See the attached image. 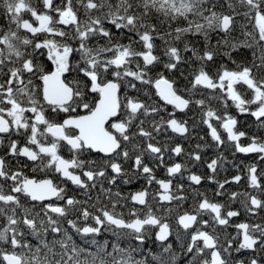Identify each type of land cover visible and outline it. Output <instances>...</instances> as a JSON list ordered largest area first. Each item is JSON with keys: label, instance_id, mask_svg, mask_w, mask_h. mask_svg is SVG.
<instances>
[{"label": "snow or ice", "instance_id": "6c2138e0", "mask_svg": "<svg viewBox=\"0 0 264 264\" xmlns=\"http://www.w3.org/2000/svg\"><path fill=\"white\" fill-rule=\"evenodd\" d=\"M0 8V264H264V0Z\"/></svg>", "mask_w": 264, "mask_h": 264}, {"label": "trees", "instance_id": "16d2710c", "mask_svg": "<svg viewBox=\"0 0 264 264\" xmlns=\"http://www.w3.org/2000/svg\"><path fill=\"white\" fill-rule=\"evenodd\" d=\"M0 19H3V8H0ZM6 22V21H5ZM245 56L248 59H251L250 53L246 52ZM238 62H241V60L243 59V57H236ZM223 62V61H221ZM230 67H234L233 65L229 64ZM174 78H178L179 79V85L181 87H183L186 83L185 80H183L182 78H179L178 74L175 75ZM216 102H213V106H215ZM231 112L233 115H236L237 118L240 120V127L241 130H245L247 128L248 125H253V127L249 130V133L251 134V132L255 131V127L253 124V120L254 118H251L250 116L247 115H243L241 116L239 113H237L235 111V109H231ZM190 116H193V113H189ZM194 118L198 119V116H195ZM199 131V129L197 130ZM201 135H204V132H200ZM205 139L208 141L209 144L213 143L211 141V138L208 136H205ZM201 143L203 144V141H199L198 138L193 139L191 141H184V146L188 149V151H192V149L195 147L196 143ZM216 150L214 148H208L205 149L204 155H205V159H209V158H214V152ZM225 156H227L230 160H234L235 162H240L241 160H244L246 163H252V162H258L255 157H244L242 154H237L235 157H233L231 155V151H225L224 152ZM181 162H183L182 158H181ZM190 166V165H189ZM227 167V166H226ZM193 171H196V169H192ZM200 171L204 172L207 171L206 168L201 167ZM232 174H235V169L231 170ZM40 175V174H37ZM224 175H228V173H221V177H223ZM233 189H237L239 186L233 185L232 186ZM205 189L209 190V194L211 195V186L206 185V183L200 188L201 191H204ZM74 194L73 192L69 193ZM118 211H121V209H117ZM126 211V210H125ZM75 239L77 240L78 243H81V238L79 236L75 237ZM96 239L98 241L103 242L104 240H108L109 243L111 244L112 242H114L116 240V237L112 236L110 232H105L103 233L101 236L96 237ZM174 238H171L170 240H172ZM129 243H132L133 246H136V242L135 241H127V240H121V246L127 247ZM161 250L160 248V243L156 242L154 239V236L150 237L144 245L140 246L139 251L137 253H134V255L136 256L137 259H148V261L151 264V255L150 253H159V251Z\"/></svg>", "mask_w": 264, "mask_h": 264}, {"label": "flooded vegetation", "instance_id": "af4514ba", "mask_svg": "<svg viewBox=\"0 0 264 264\" xmlns=\"http://www.w3.org/2000/svg\"><path fill=\"white\" fill-rule=\"evenodd\" d=\"M226 135V134H225ZM243 155V154H242ZM173 159L174 160H176L177 162H181V158H176V157H173ZM172 161H168V163L170 164ZM163 170L161 169V170H159L158 172H157V175L158 176H163ZM222 178V177H221ZM206 185H208L207 183H206ZM209 186V185H208ZM127 187H130V186H126V188ZM171 239V238H170ZM156 242H158V241H156ZM159 243V242H158Z\"/></svg>", "mask_w": 264, "mask_h": 264}]
</instances>
